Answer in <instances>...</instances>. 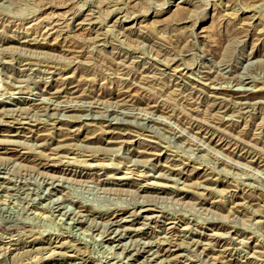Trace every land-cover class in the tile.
Masks as SVG:
<instances>
[{
	"label": "rangeland",
	"instance_id": "374dc122",
	"mask_svg": "<svg viewBox=\"0 0 264 264\" xmlns=\"http://www.w3.org/2000/svg\"><path fill=\"white\" fill-rule=\"evenodd\" d=\"M67 257L264 264V0H0V264Z\"/></svg>",
	"mask_w": 264,
	"mask_h": 264
},
{
	"label": "bare ground",
	"instance_id": "6f19581e",
	"mask_svg": "<svg viewBox=\"0 0 264 264\" xmlns=\"http://www.w3.org/2000/svg\"><path fill=\"white\" fill-rule=\"evenodd\" d=\"M168 247H169V245H167ZM171 247V246H170ZM169 249V248H168ZM171 249V248H170ZM170 249L168 250V251H170ZM167 249L165 248V251H166ZM163 251V250H162ZM161 252V251H160ZM55 258V257H54ZM58 259V258H57ZM34 263V262H33ZM33 263H31V264H33ZM53 264V263H52ZM55 264H72V262H71V260H70V258H62V260H58V262L57 263H55Z\"/></svg>",
	"mask_w": 264,
	"mask_h": 264
}]
</instances>
